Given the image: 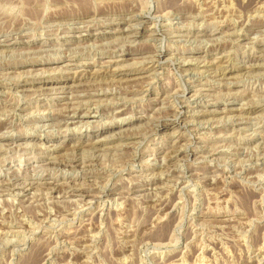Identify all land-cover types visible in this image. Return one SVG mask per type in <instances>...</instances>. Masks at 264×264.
<instances>
[{
    "label": "rangeland",
    "instance_id": "rangeland-1",
    "mask_svg": "<svg viewBox=\"0 0 264 264\" xmlns=\"http://www.w3.org/2000/svg\"><path fill=\"white\" fill-rule=\"evenodd\" d=\"M6 1L0 264H264V0H37V15ZM42 86L109 94L85 126ZM16 178L33 188L16 194Z\"/></svg>",
    "mask_w": 264,
    "mask_h": 264
},
{
    "label": "bare ground",
    "instance_id": "bare-ground-1",
    "mask_svg": "<svg viewBox=\"0 0 264 264\" xmlns=\"http://www.w3.org/2000/svg\"><path fill=\"white\" fill-rule=\"evenodd\" d=\"M21 1V2H20ZM19 2L20 3H22V7H21V9H23V11H25V12H28V14L30 13V14H38V13H36V10L33 8V5H35V4H37V3H39L37 0H20ZM67 1V0H66ZM73 1V0H72ZM75 1V0H74ZM77 1V0H76ZM75 1V2H76ZM79 1V0H78ZM83 1V0H82ZM84 2L85 1H83V2H81L82 4H79L80 3V1H79V3L77 4V5H82L83 6V8H84V6L86 5H84ZM19 3V4H20ZM85 3H87V2H85ZM88 3H89V0H88ZM17 4V3H16ZM69 4V3H68ZM73 4H75L74 2H73ZM8 5V6H7ZM38 5V4H37ZM36 5V6H37ZM90 5V4H89ZM92 5V4H91ZM10 5L7 3V1L6 0H0V43H4V45L3 46H5V47H8V46H10L12 43H11V41H12V39H13V35L11 34V30H9V28H8V25H9V23L10 22H8V25H6V23H5V21H3V11H6L5 10V8L6 7H9ZM13 6V5H12ZM12 6H10V9L12 10ZM36 6H34V7H36ZM74 7H75V5H73ZM72 6V7H73ZM78 6V7H79ZM13 7H16V6H13ZM39 7V6H38ZM78 7H76V8H78ZM87 7H88V4H87ZM80 8H82V7H79V10H80ZM85 8H86V6H85ZM37 9V8H36ZM73 9V8H72ZM91 9V8H90ZM82 10V9H81ZM87 10H88V8H87ZM9 11V10H8ZM38 11V10H37ZM86 11V10H85ZM22 12V11H21ZM133 12V11H132ZM132 12H125L126 14H123L122 16H119V17H115L116 19H117V21H121L119 24H125L126 25V23H129L131 20H134V19H136L137 18V16H139V15H137V14H134V13H132ZM8 13H10V12H8ZM7 13V14H8ZM140 13V12H139ZM6 14V15H7ZM121 14V13H120ZM119 15V14H118ZM21 16V15H20ZM69 16V15H68ZM77 16V15H76ZM80 16H82V17H84V16H87V15H80ZM63 17V16H62ZM75 17V16H74ZM29 18V17H28ZM107 19V18H106ZM10 20V18L8 19V21ZM15 21H16V19H14ZM87 20V19H86ZM86 20L85 21H82V22H86ZM145 20V19H144ZM6 21H7V19H6ZM11 21V20H10ZM71 21V20H70ZM81 22V23H82ZM137 22V21H136ZM15 23V22H14ZM29 23V22H28ZM71 23H73V22H71ZM77 23V22H76ZM78 23H80V22H78ZM138 23V22H137ZM137 23H136V25H134V26H138L137 25ZM142 23V22H141ZM70 24V23H69ZM133 24V23H132ZM130 25V24H128L127 26H126V28L125 29H116V30H114V31H110L109 33H112V35L113 34H117V33H119V32H123V31H125V33H131L132 32V27H134L133 25ZM22 25V24H21ZM20 25V26H21ZM24 25V24H23ZM13 26V25H12ZM17 26V25H16ZM82 26V25H81ZM10 27H11V24H10ZM86 27V26H85ZM16 28V27H15ZM17 28H19V26H17ZM17 28H16V30H17ZM21 28V27H20ZM26 28V27H25ZM81 28V27H80ZM11 29H12V27H11ZM135 29V28H134ZM13 30V29H12ZM15 30V29H14ZM19 30V29H18ZM23 30V29H22ZM87 31H89V30H87ZM139 31H137V32H135V33H132V36H137L136 34L138 33ZM191 32V31H190ZM229 32V31H228ZM20 33V32H19ZM23 34V33H22ZM22 34H20V35H22ZM180 34V33H179ZM178 34V35H179ZM17 35V34H16ZM19 35V34H18ZM19 35V36H20ZM150 35V34H149ZM15 36V35H14ZM74 36V38H76L77 40H84L85 39V34H82V33H80V34H76V35H72L71 37H73ZM129 36V35H128ZM131 36V35H130ZM141 36V35H140ZM257 36V35H256ZM118 37V36H117ZM19 38V37H18ZM16 40V38L14 39V41L13 42H16L15 41ZM18 40V39H17ZM148 40V39H147ZM151 40H156V37H151ZM26 42V41H25ZM62 42V41H61ZM49 43V42H48ZM193 43V42H192ZM51 44V43H50ZM4 49V48H3ZM32 49V48H31ZM52 49V48H51ZM215 49V48H214ZM264 49V48H263ZM209 50V49H208ZM213 50V49H212ZM216 50V49H215ZM225 50V49H224ZM260 50V49H259ZM141 51V50H140ZM139 51V52H140ZM142 52V51H141ZM140 52V53H141ZM155 52V51H154ZM152 52V53H150V52H144L143 53V65L144 64H149V66H152L153 67V65L154 64H156V63H159V61L163 58V56L165 55L164 54V52H161V50H159V51H157V52ZM60 53V52H59ZM133 53V52H132ZM207 53V52H206ZM134 54V53H133ZM220 54V53H219ZM120 55H122V54H120ZM127 55H130L129 53H126L125 55H123L125 58H126V56ZM142 55V54H141ZM213 55V54H212ZM215 56V55H214ZM31 57V56H30ZM39 57V56H38ZM107 57H109V58H112V59H110V60H107V61H103L104 63H112V62H117L118 60H123V59H118V60H113V57H115V56H107ZM216 58V57H215ZM216 59H218V58H216ZM12 60V59H11ZM70 60V59H69ZM68 60V61H69ZM73 60V59H72ZM163 60V59H162ZM200 60V59H199ZM215 60V59H214ZM183 61H185V60H183ZM204 61V60H203ZM202 61V62H203ZM40 62V61H39ZM49 62V61H48ZM103 62H100V63H103ZM216 62V61H215ZM200 63V62H199ZM204 63V62H203ZM244 63V62H243ZM73 64V63H72ZM90 64V65H89ZM184 64V63H183ZM186 64H188V63H186ZM191 64H193V63H190V65ZM195 64V63H194ZM252 64V63H251ZM250 64V66H253V65H251ZM256 64V63H255ZM24 64H22V63H13V64H6L4 67H3V70H6L7 72L9 71V72H12L11 70H15V69H18L20 66H23ZM71 64H69V62H67V63H64V65H62V66H70ZM91 65H93V62L92 63H84V67H90ZM101 65V64H100ZM104 65V64H103ZM242 65V64H241ZM243 65H246V63H244ZM121 66V65H120ZM184 66V65H183ZM200 66V65H199ZM204 66V65H203ZM206 66H207V64H206ZM242 66H240V68H241ZM246 67V66H245ZM54 68V67H53ZM53 68H51V69H53ZM129 68V67H128ZM147 68H149V67H147ZM243 68H244V66H243ZM41 69V68H40ZM45 69V68H44ZM44 69H42V71L44 70ZM46 70V69H45ZM49 70H50V68H49ZM54 70V69H53ZM60 70V69H59ZM6 71H3V72H5V73H7ZM27 71V70H26ZM55 71H56V69H55ZM55 71H52V72H55ZM188 71V70H187ZM60 72V71H59ZM65 72V71H64ZM2 73V72H1ZM42 73H47V72H41V73H39V74H42ZM51 73V72H50ZM58 73V72H57ZM61 73H62V71H61ZM245 73V72H244ZM26 74H28V72L26 73ZM29 74H30V72H29ZM34 74H36L37 75V73H34ZM188 74V73H187ZM219 74H221V73H219ZM246 74V73H245ZM244 74V75H245ZM35 75V76H36ZM194 75V74H193ZM30 76L32 77L33 75H31L30 74ZM47 76H49V74L48 75H40V77H42V78H40L41 80H40V83H42V84H44V85H47V84H50V83H54V82H52V81H50L49 79H51V77H47ZM34 77V76H33ZM39 77V76H38ZM57 77V76H56ZM19 78V77H18ZM54 78V77H53ZM52 78V79H53ZM222 78H224V77H222ZM228 79V78H227ZM13 80V79H12ZM223 80V79H222ZM16 81H17V79H16ZM130 82V81H129ZM133 82V81H132ZM15 83V82H14ZM15 85V84H14ZM40 85V84H39ZM59 86V85H58ZM39 87V86H38ZM60 87H62V86H60ZM55 88V87H51V86H48V87H43L42 86V88H43V90L41 89V96H45V95H49V94H53V96L55 95V94H62V95H64V96H61L62 98H64V99H69L70 101H74V103H71V104H76V107H73V108H71V110L70 111H66L68 114L66 115V112H65V115H66V117L67 118H69L70 120H72V121H74L75 123H81V122H83L84 120V122L82 123L83 125H85V126H87L88 124H89V121L87 120V119H89V118H91L92 116H91V114H92V112H93V114H95L96 112L95 111H93L94 109H92L91 107L93 106L91 103V99L90 98H95V97H99V96H103V95H105V94H109L107 91L106 92H102L101 90H100V92H98V91H93V90H71V91H68L67 89L65 90V86H63L64 88ZM67 87V86H66ZM86 87V86H85ZM69 88V87H68ZM82 88V87H81ZM80 88V89H81ZM92 88V87H91ZM38 89H40V88H38ZM82 89H84V88H82ZM208 89V88H207ZM21 90V89H20ZM31 90V89H30ZM105 90V89H104ZM107 90V89H106ZM209 90V89H208ZM38 91H40V90H38ZM67 91V92H66ZM29 93V92H28ZM33 93H35V92H33ZM67 93H69V95H67ZM118 93H120L119 91H116L115 92V96L117 95ZM31 94V93H30ZM38 94V93H37ZM29 95V94H28ZM27 96V95H26ZM56 96V95H55ZM202 96V95H201ZM88 97V98H87ZM114 97V96H113ZM211 98V97H210ZM85 99H87V100H85ZM232 99V98H231ZM68 102V101H67ZM91 102V103H90ZM17 104V103H16ZM29 104V103H28ZM94 104V103H93ZM9 105V104H8ZM97 105V104H96ZM99 105V104H98ZM27 106V105H26ZM12 107V106H11ZM96 107V106H95ZM120 108V107H119ZM69 109V108H68ZM240 108H230V107H228V108H225V110H229V111H238ZM1 110H3V109H1ZM0 110V111H1ZM44 111V110H43ZM193 111V110H192ZM223 111V110H222ZM3 112H5L4 110H3ZM194 112V111H193ZM211 113V112H214V111H212V110H207V109H205V110H203V111H196V114L197 115H199V114H204V113ZM39 113V112H38ZM128 113V112H127ZM238 113H241V112H237V114ZM28 114V113H27ZM64 114V113H63ZM99 114V113H98ZM122 114H124V110H119L118 111V115L120 116V115H122ZM195 114V115H196ZM222 114V113H221ZM117 115V116H118ZM125 115V114H124ZM224 115V114H223ZM228 115V114H227ZM231 115V114H230ZM235 115V114H234ZM32 116V115H31ZM237 116V115H236ZM255 117H256V115H255ZM137 118H140V117H137ZM206 118H208V117H206ZM200 119V118H199ZM236 119V118H235ZM239 119V117L236 119V120H238ZM69 120V121H70ZM206 120V119H205ZM204 120V121H205ZM235 120V121H236ZM181 121V120H180ZM203 121V120H202ZM66 122H68V121H66ZM127 122H130V121H127ZM126 122V123H127ZM173 122V121H172ZM172 122H169V120H166V121H164L163 123H161L160 124V126H162V127H165V126H168L169 124H171ZM208 122V121H207ZM165 123V124H164ZM117 124H121V123H117ZM123 124V123H122ZM124 125V124H123ZM234 125V124H233ZM76 126V125H75ZM159 126V125H158ZM42 128V127H41ZM4 129L6 130L7 128H5L4 127ZM3 129V130H4ZM9 129V128H8ZM71 129V128H70ZM103 129V127H100L98 130L100 131V130H102ZM104 131V130H103ZM101 132L102 131H100L99 132V134H101ZM6 133H8V130H7V132ZM172 133V132H171ZM170 133V137H171V139H175V140H172V142H175L176 140H177V136H174L173 134H171ZM256 134V133H255ZM92 135H94V142L95 143H97V142H100V140L101 139H99V135H97V134H93V133H91V135L90 136H92ZM259 135V134H258ZM0 136H1V138L3 137H5L6 138V136L4 135V134H2V132H1V134H0ZM89 136V137H90ZM175 137V138H174ZM253 137V136H252ZM8 138V137H7ZM14 138V137H13ZM18 140H23L22 138H17V141ZM42 140H44V139H42ZM53 141V140H52ZM259 141V140H258ZM257 141V142H258ZM264 141V140H263ZM14 142V141H13ZM16 142V141H15ZM44 142V141H43ZM26 143V142H25ZM28 143V142H27ZM26 143V144H27ZM75 143V142H74ZM73 143V144H74ZM171 144H173V143H171ZM46 145V144H45ZM34 146V145H33ZM56 146V145H55ZM52 147V146H51ZM54 147V146H53ZM52 147V148H53ZM59 147V146H58ZM94 147V146H93ZM91 148V147H90ZM95 148V147H94ZM177 151H179V149H173V151L171 150L170 151V156L169 157H171V156H175L176 155V152ZM166 153V152H165ZM165 155V154H164ZM166 156V155H165ZM73 157V156H72ZM261 159V158H260ZM75 162H76V160H73V163H72V166H75ZM161 162V161H160ZM81 163V162H80ZM56 166V165H55ZM54 166V167H55ZM82 166V165H81ZM57 167V166H56ZM75 167H77V166H75ZM65 168V167H64ZM70 168V167H69ZM14 170V169H13ZM12 170V171H13ZM16 176V175H15ZM14 176V177H15ZM11 178V177H10ZM18 178H16V179H14L15 181L13 182V181H10V179H9V181H10V187L12 186V188L14 189V190H16L17 192H16V194H19V193H24V192H27L28 190H30V188L32 187L31 186V184L33 183V181H28V183H26V182H18V180H17ZM8 180V179H7ZM64 180V179H63ZM69 180V179H68ZM70 182L72 181V180H69ZM1 182V181H0ZM3 182V181H2ZM0 183V186L2 185H5L4 183ZM32 182V183H31ZM47 182V181H46ZM56 182V181H55ZM73 182V181H72ZM48 183V182H47ZM46 183V184H47ZM63 183V182H62ZM45 184V185H46ZM51 184H53V183H51ZM67 184V183H66ZM48 186H49V184H47ZM75 185V184H74ZM4 187V186H3ZM54 187V186H53ZM7 188V187H6ZM33 188V187H32ZM152 188V187H151ZM63 189H64V187H63ZM12 192V191H11ZM0 194L2 195L3 194V190H0ZM6 194V193H5ZM10 197V196H9ZM13 199V198H12ZM79 210V209H78ZM11 239V238H10Z\"/></svg>",
    "mask_w": 264,
    "mask_h": 264
}]
</instances>
